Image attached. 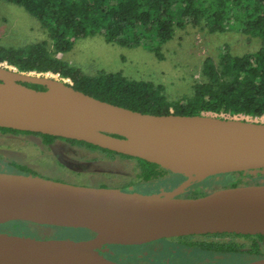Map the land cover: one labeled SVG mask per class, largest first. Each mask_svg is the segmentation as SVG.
Masks as SVG:
<instances>
[{
	"label": "water",
	"instance_id": "95a60500",
	"mask_svg": "<svg viewBox=\"0 0 264 264\" xmlns=\"http://www.w3.org/2000/svg\"><path fill=\"white\" fill-rule=\"evenodd\" d=\"M57 75L0 63V126L84 140L164 166L131 132L186 138L214 167L208 176L264 168V121L206 112H143L75 89ZM70 92L79 98L78 106L67 102ZM229 122L237 124L234 131L226 128ZM11 220L84 228L94 234L71 239L0 231V264H128L102 248L190 234H264V182L181 196L0 170V223ZM234 264H264V256Z\"/></svg>",
	"mask_w": 264,
	"mask_h": 264
},
{
	"label": "trees",
	"instance_id": "16d2710c",
	"mask_svg": "<svg viewBox=\"0 0 264 264\" xmlns=\"http://www.w3.org/2000/svg\"><path fill=\"white\" fill-rule=\"evenodd\" d=\"M22 5L44 27L47 40L21 45H1L0 63L14 66L20 71L52 72L69 78L72 86L87 94L131 109L150 113L195 114L202 112L228 115L264 116V0H8ZM185 23L202 24L208 31H223L235 26L244 33L257 36L260 45L256 50L233 54L228 48L216 58L203 57L202 78L192 83V91L169 99L161 83L148 79L131 78L120 70H98L90 74L79 66L57 55L71 48L75 38L101 33L107 41L121 45H147L160 55L161 44L170 39L176 26ZM27 85L44 88L41 84ZM2 132H27L39 135L45 144L55 139L99 150L109 158L134 159L137 171L119 187L126 190L155 191L152 184L162 180L163 187L171 188L185 179L180 172L141 157L120 153L99 145L49 133L0 126ZM10 171L36 174L23 163H10ZM45 176V175H44ZM208 176L190 182L181 196H197L207 192ZM58 179V178H57ZM240 179L239 177L235 178ZM236 180L231 185H236ZM81 182V181H74ZM90 183V182H82ZM92 183V182H91ZM110 185L106 182L93 184ZM11 220L7 222H12ZM22 221L24 220H17ZM7 222L0 223V227ZM17 230V227H14ZM208 238L191 239L181 236L195 249L209 254L262 256L254 239L247 247L233 236L252 234L216 232L206 233ZM256 236L263 238V234ZM228 237L227 239H221ZM138 245L131 248L134 252ZM115 257V256H113ZM117 258V257H115ZM114 258V259H115Z\"/></svg>",
	"mask_w": 264,
	"mask_h": 264
},
{
	"label": "rangeland",
	"instance_id": "374dc122",
	"mask_svg": "<svg viewBox=\"0 0 264 264\" xmlns=\"http://www.w3.org/2000/svg\"><path fill=\"white\" fill-rule=\"evenodd\" d=\"M43 39L47 40L48 46L51 47L44 27L35 16L22 5L0 0L1 45L17 46ZM259 45L260 40L257 36L244 33L235 26H229L223 31L210 32L201 23H185L183 26H176L172 37L161 44L160 55L147 45L126 46L107 41L101 33L79 36L74 39L69 50L59 52L57 55L90 74L98 70H120L131 78L161 83L167 97L173 99L191 93L192 83L202 78L201 62L204 56L211 55L216 58L225 48L233 54H241L256 50ZM65 79L70 81L69 78ZM206 113L264 121V116ZM12 161L26 164L36 171L37 175L70 182L86 181L90 182L87 183L90 185H99L93 183L101 181L109 183V186H118L119 181L129 178L137 171L134 159L109 158L99 150H91L64 139L58 138L50 144H45L36 134L0 131V170L10 171ZM236 177L240 179L236 180ZM188 179L185 176L183 181L196 180ZM235 180L236 184L263 183L264 168L212 175L206 190L208 192L222 186H230ZM183 181L174 188L166 190L161 188L164 182L160 180L152 184V189L157 188L155 191L164 190L166 194L180 195L187 185L184 186ZM15 226L17 230L14 229ZM0 231L44 238L71 239L87 238L94 234L93 231L84 228L42 225L25 220L24 222L17 220L7 222L0 227ZM232 238L244 243L245 247L255 239L258 242L260 254L264 256V238L238 235ZM134 245L110 243L102 250L111 258L117 257L121 262L128 264H189V259L186 257L193 256L199 260L200 264L203 262L211 264V261L217 262L215 264H234L238 263L237 260L241 261L247 257L230 254H218L211 257L212 255L190 248L184 240L178 241L177 238L171 239L170 242L162 238L160 242L138 245L131 254V248Z\"/></svg>",
	"mask_w": 264,
	"mask_h": 264
},
{
	"label": "bare ground",
	"instance_id": "6f19581e",
	"mask_svg": "<svg viewBox=\"0 0 264 264\" xmlns=\"http://www.w3.org/2000/svg\"><path fill=\"white\" fill-rule=\"evenodd\" d=\"M67 102L78 106L79 98L70 92L67 95ZM3 110V103L0 101V112ZM225 126L234 131L237 124L229 122ZM131 136L157 155L166 166L173 171L184 173L189 179H202L214 171L212 164L186 138L175 140L144 132H131ZM250 139L255 140L253 137Z\"/></svg>",
	"mask_w": 264,
	"mask_h": 264
},
{
	"label": "flooded vegetation",
	"instance_id": "af4514ba",
	"mask_svg": "<svg viewBox=\"0 0 264 264\" xmlns=\"http://www.w3.org/2000/svg\"><path fill=\"white\" fill-rule=\"evenodd\" d=\"M208 177V176H207ZM207 177H205V178H207ZM202 179H204V178H202ZM196 180H199V179H196ZM201 180V179H200ZM195 181V180H194ZM175 187V186H174ZM174 187H171V188H165V187H163V185L161 186V188L162 189H166V190H168V189H172V188H174ZM187 187V186H186ZM186 187H185V189H184V191L181 193V194H184L185 193V190H186ZM207 189V185L205 186V190ZM180 194V195H181ZM204 234H206V233H204ZM204 234H190V235H192V238L191 239H196V238H208V236H205ZM257 234H252V236H255V237H258V236H256ZM264 235V234H263ZM181 236H186V235H181ZM181 236H171V237H163V240H165V241H167V242H170V240L172 239V240H175V238H177V240L179 241H182V240H184V243L187 245V246H189L190 248H192V249H195V248H193L192 246H190V245H188L187 243H186V240H185V238H180ZM199 236H203V237H199ZM258 238H260V237H258ZM264 238V237H263ZM162 238H160V240H161ZM160 240L159 239H157V240H153V241H150V242H146V243H141V244H136V245H139V246H141V245H143V244H148V243H153V242H160ZM196 251H198V252H203V253H207V254H209L208 252H206V251H201V250H198V249H195ZM133 252H131V254H132ZM219 253H213V254H209V255H212L211 257H213V255H218ZM225 255H227V254H225ZM247 256V257H246ZM250 256H251V258H250ZM253 256V254H245V255H242V257H246L245 259H243V260H241V261H236V262H243V261H248V260H251V259H254V258H258V257H260V256H256V257H252ZM263 256V255H262ZM184 258V257H183ZM118 259V258H117ZM186 259H189V264H200V262H199V260L197 259V258H194V256L191 258H189V257H186ZM195 259H197V260H195ZM212 260H214V258L212 259ZM187 261V260H186ZM215 261H217V259L215 260ZM215 263H217V262H213V261H211V264H215ZM219 263H223V262H219ZM202 264H209V262L208 263H206V262H203Z\"/></svg>",
	"mask_w": 264,
	"mask_h": 264
}]
</instances>
